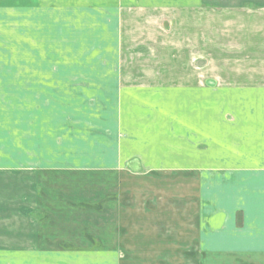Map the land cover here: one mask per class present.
<instances>
[{
  "label": "crops",
  "instance_id": "1",
  "mask_svg": "<svg viewBox=\"0 0 264 264\" xmlns=\"http://www.w3.org/2000/svg\"><path fill=\"white\" fill-rule=\"evenodd\" d=\"M84 6L92 29L60 33L54 58L81 52L86 64L26 86L87 111L97 103L111 121L90 135L97 145L71 146L91 161L47 163L39 146L21 191L0 195V210L24 220L4 227L0 264H127L126 250L136 264H175V250L176 264H264V113L254 112L264 108V0ZM132 130L142 138L129 148ZM175 147L181 161H162Z\"/></svg>",
  "mask_w": 264,
  "mask_h": 264
},
{
  "label": "rangeland",
  "instance_id": "2",
  "mask_svg": "<svg viewBox=\"0 0 264 264\" xmlns=\"http://www.w3.org/2000/svg\"><path fill=\"white\" fill-rule=\"evenodd\" d=\"M42 4H45V6ZM84 5L85 0H0L1 197H5L6 191L9 193L12 186L14 194L21 191L20 179L23 176L24 178L27 177L24 174L32 172L24 173L25 168L33 166L35 162L42 161L43 157L37 155L39 146H42L46 151L45 162L47 163L57 165L69 161H91V154H70L71 151L69 150L71 146L85 149L86 146L89 148L97 145V143L92 144L90 135L92 132L94 135L101 128L103 122L108 125V122L111 121V118L103 120L102 116L97 114L101 109L97 103L93 108H88L87 111L86 106L81 103L77 104L75 100V103H70L58 99L53 89H27L26 86V82L38 80V76H40V80H46V82L50 79L53 80L56 65L59 67L62 65V68L69 67L71 60L75 65L82 64L83 66L86 64L87 58L81 52L79 58L76 55H73L74 59L54 58L55 39L58 36L60 37V33L70 36L72 33L76 35L77 30L80 34L85 29H92V21H89L92 19L87 15L88 11ZM39 67L45 68L44 77L37 74V70L41 69ZM59 92L61 91L59 90ZM110 109L113 112V106ZM239 109L243 108L238 107ZM222 110V114L231 113L228 108H222ZM254 112L264 113V108L254 107ZM232 113H235V110ZM87 118L90 119L89 125H87ZM132 120V118L128 119V121ZM130 125L137 124L131 122ZM90 127H93L94 130L91 131ZM133 129H135V126H133ZM140 131L132 130V134L138 138L129 140V148L137 145L140 138H142ZM177 145H181L180 139H178ZM175 149L177 150H174L173 155H158L162 156V161L180 162L182 155L179 151L181 149L177 147ZM56 151L57 154H54ZM255 154L260 157L264 156L261 153ZM151 155L155 156V154ZM211 156L212 154H206L205 160L209 161ZM149 157L150 154H146V158L149 159ZM162 161L155 162L161 163ZM64 166L62 165V167ZM128 166L132 169L138 168V162H132ZM151 172H154L158 177L172 175L175 180L182 177V170L177 169L168 171L155 169ZM178 187L175 185V189H178ZM5 205V203L0 202V209H4ZM16 208L20 207L16 205ZM0 212V241L5 243L7 229L4 227L21 225L23 224L21 221L24 220L22 213H4L1 210ZM9 218L13 220V223H9ZM0 252L4 254L3 251L0 250ZM8 252L15 253L14 263L16 262L15 258L21 257L20 250ZM123 254L127 257V264H136L133 250H126ZM174 257L175 264L180 263L181 252L175 250ZM17 262L19 264L20 260H17Z\"/></svg>",
  "mask_w": 264,
  "mask_h": 264
}]
</instances>
